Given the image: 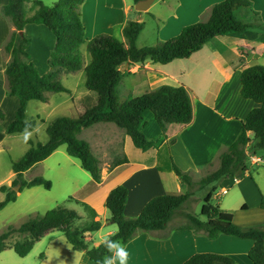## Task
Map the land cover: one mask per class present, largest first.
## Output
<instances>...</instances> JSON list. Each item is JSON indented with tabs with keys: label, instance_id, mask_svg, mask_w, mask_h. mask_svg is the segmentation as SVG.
Wrapping results in <instances>:
<instances>
[{
	"label": "crops",
	"instance_id": "1",
	"mask_svg": "<svg viewBox=\"0 0 264 264\" xmlns=\"http://www.w3.org/2000/svg\"><path fill=\"white\" fill-rule=\"evenodd\" d=\"M8 1L0 0V111L3 114L0 118V152L3 150L1 148L3 139L9 135L21 136L22 133L10 134L7 130L20 107V98L12 97L9 93L6 75L7 64L11 56L6 52L5 45L16 31L11 18L6 16L2 10ZM220 1L223 0H154L148 11H138L134 0H85L82 5V21L87 40L106 33L124 42L126 41L125 25L129 21L144 22L145 27L137 39V45L143 47L178 35L186 25L208 20L212 6ZM251 1L253 9L259 12V15L253 16L251 11L247 12L246 20L262 23L261 26L250 27L242 32L233 31L218 35L189 58L175 59L167 64L150 61L127 63L128 67L123 71L119 86L121 101L142 95L162 85H185L190 91L194 107V118L190 124H168L166 133H164L154 113L150 110L146 111L141 130L150 140L154 141V146L146 151L135 146L125 129L113 122L95 123L83 128L78 134L80 139L89 142L102 168V181L98 183L91 176V179L83 186L85 193L82 196L85 202L96 210L95 219L102 222L98 231L106 226V231L100 235L110 236L118 229L117 224L111 220L110 210L106 207L107 197L113 188L118 185H125L128 188L129 197L125 215L128 218L137 217L153 197L188 191V185L183 183L176 174L173 162L181 170L189 172L191 176L201 172L202 169L217 170L220 165L221 152L235 142L242 132L243 121L258 104L242 96L241 72L244 68L252 66V61H257L264 52V0ZM149 22H155L157 34L154 39L150 38L149 44L146 45V42L142 43L140 40H147L145 32ZM23 33L30 39L27 48L29 60L37 66L42 75L47 74L51 70L49 59L56 44L54 33L42 23L26 24ZM84 48H87V43L81 46L85 59ZM90 62L91 58L84 60L85 66ZM75 72H80V75L82 74L81 83H86L85 67ZM75 72L62 71L60 77L72 75ZM123 87L124 99L121 98ZM46 95L48 100L42 102L49 101L50 97ZM71 101L74 104L83 105L81 114L96 104V92L82 89L79 96L71 95ZM64 102L66 101L60 100L58 105ZM6 103L10 107L8 112ZM26 119L28 120L27 111ZM35 121L36 131L33 138L43 143L47 142L49 137L45 141L38 139L40 129L45 122ZM248 134L255 140L252 132ZM63 145L66 146L67 151V145ZM63 145L47 159L57 154ZM29 147L30 145L24 150L23 155ZM124 157L128 158V162L110 169L113 161ZM36 166L37 163L28 169L24 173L25 177ZM244 171L242 176L233 174L224 177L225 179L222 178L223 186L220 194H216L217 198L228 194L229 188L236 187L234 191L236 202L229 203L228 206L221 202L219 206L231 212L234 216V223L240 227H262L264 226V208H262L264 169L254 174L248 168ZM14 178V171H10L7 180H4L6 183L0 181V187L3 184H11ZM243 182H245L244 185H241ZM39 186L42 185L24 188L18 193L17 199L23 192L36 190ZM3 193L6 194V192ZM214 195L215 191L212 198H215ZM250 199H254L252 205L263 211V214L259 216L260 220H254L245 214L249 210ZM235 211H241V214L236 216ZM179 214L176 210L164 230L155 232L138 230L132 239L125 243L129 252V264H183L192 255L202 252L225 254L235 259L238 264H254L249 257V251L255 243L254 240L227 234H220L211 239L204 230L196 232L194 229L185 228L186 223L180 225L174 223L177 215L180 216ZM199 218L204 221L207 219ZM92 219L93 217L90 216L89 221ZM53 231L55 230L46 233L43 238ZM87 239L94 242L93 232L87 234ZM94 244H100L99 240H95ZM57 247L52 252L53 255L51 250H48L37 264H95L85 252L74 250L68 241L67 244L63 242ZM2 253L3 251L0 252ZM51 256L52 259L54 258L53 261H51Z\"/></svg>",
	"mask_w": 264,
	"mask_h": 264
},
{
	"label": "trees",
	"instance_id": "2",
	"mask_svg": "<svg viewBox=\"0 0 264 264\" xmlns=\"http://www.w3.org/2000/svg\"><path fill=\"white\" fill-rule=\"evenodd\" d=\"M84 1L59 0L49 6L35 0L28 7L29 0H9L3 6L4 14L11 18L16 27V31L5 45L6 52L11 56L6 68L9 93L20 98V107L15 119L8 125V133L22 132L25 122L35 128L36 121L26 119L30 100L47 101V92H70L60 79L62 71L75 72L85 67V85L89 90L96 92V104L77 117L61 116L51 121L47 126L49 137L47 142L29 140L30 147L23 157L12 161L15 178L11 185L3 184L0 187L1 191L6 192L5 200L0 201V210L10 202L16 201L18 193L24 188L38 185L46 189L52 188L50 180L36 176L28 181L24 178V173L36 163L48 158L63 144L67 145L68 154L80 159L82 168L100 183L103 178L100 160L92 151L89 142L78 136L83 128L95 123L113 122L125 129L135 146L146 151L154 146V141L141 130L146 111L150 110L154 113L164 133L168 124L187 125L193 121V102L190 91L185 85L166 84L121 101L119 91L123 74L121 67L127 63L150 61L167 64L175 59L189 58L218 35L233 31L242 32L250 27L262 25L254 20L251 22L246 20L247 12L251 11L253 16L259 15V12L253 9L251 0H223L212 6L208 20L186 25L178 35L165 41L159 40L154 45L143 47L137 45L138 36L145 26L144 22L138 21H129L125 25V42L106 33L87 40L82 21ZM138 1L140 0H134L135 3ZM29 23L45 24L56 37V44L49 59L51 70L47 74L42 75L37 66L29 60L27 48L30 39L23 33L25 25ZM85 43L91 54V62L87 66L81 51V46ZM241 85L242 96L252 99L258 106L248 113L243 121L242 132L235 142L221 152L218 169L202 178L201 185L233 175L238 168L241 170L247 168L246 150L253 141L249 132H252L255 138L251 151L264 150V65L255 64L244 68L241 72ZM2 117L0 111V118ZM125 162H128L127 157L115 160L110 169ZM173 167L182 182L190 187L192 185L190 173L181 170L175 162ZM16 186L20 187L19 191L15 190ZM214 190L215 188L205 196L201 210V214L207 219L204 221L195 215H190V225H186L185 228L194 229L196 232L204 230L211 239L220 234L252 239L255 243L249 251V257L254 264H264V226L243 228L236 225L231 212L210 202ZM190 196L191 193L187 191L153 197L137 217L128 218L125 215V208L129 190L125 185L116 186L110 191L106 200V207L111 212V220L118 226V232L110 237L127 243L138 230L155 232L166 229L175 211ZM83 204L93 219L79 226L75 222L81 219V215L76 210L65 207L50 209L43 215L28 219L20 226H8L0 233V252L12 248L19 256L25 257L46 233L59 230L64 233L74 250L85 252L97 264V261L108 253L102 244L95 245L88 240L87 234L98 231L102 222L95 219L97 212L92 206L85 202ZM262 208H264V200ZM16 234L22 235L23 238L13 241ZM183 264L238 263L225 254L202 252L192 255Z\"/></svg>",
	"mask_w": 264,
	"mask_h": 264
},
{
	"label": "rangeland",
	"instance_id": "3",
	"mask_svg": "<svg viewBox=\"0 0 264 264\" xmlns=\"http://www.w3.org/2000/svg\"><path fill=\"white\" fill-rule=\"evenodd\" d=\"M32 1L35 0H29L28 7L31 6ZM39 1H42L46 5L52 6L59 0ZM156 34L157 25L155 22H149L145 32L147 40L140 41L142 43L146 42L147 45L149 44L148 42H150V38L154 39ZM84 51H86L84 52L86 54V58L84 60H89L91 58L90 52L87 50V48H84ZM253 63L264 65V52L260 57H258L257 61H252L251 64L253 65ZM81 75L80 72H75L72 75L60 77L62 83L70 89V92H47L48 96L50 97L48 102L45 103L40 100H31L28 103V120H37L39 122L40 120H43L41 122H45V125L40 129V135L38 136L39 140H47L48 134L47 130L45 131V128L55 118L60 116L77 117L83 110V105H78L77 103L74 104L71 101L72 94L79 96L82 89L89 91L85 86V82H83V84L81 83ZM92 94L94 95V93ZM124 96L123 87L121 98L124 99ZM60 100H65L66 102H64L62 105H58ZM5 106L6 111L8 112L10 107H8L7 103ZM33 140L37 142V140L34 138ZM254 144L255 140L253 139V142L247 147L246 152L247 168L253 174L258 170L264 169L263 165H253L250 160V156L252 154L264 157V150L257 149L256 152L251 151ZM28 145L30 144L25 143L22 137L19 135H9L6 139H3V144L1 146L3 150L0 152V181L7 180L9 172H13L12 161L20 159ZM213 171L215 170L202 169L201 172H197V174L191 176L192 185L190 187L188 186V191L191 193V197L188 202H186L181 208L177 209V214H181H179L180 216L177 215V221L175 220L174 223H177V225H180L181 223L190 225V215H195L197 217L199 216L205 219L206 217L201 214V210L205 202L204 198L213 188H215V198L211 199L210 202L212 204L219 206L222 202L225 206H228L229 203L236 202V197L234 196L236 187L229 188L228 194L223 195L220 198H217L216 196V194L219 195L221 192L223 186L221 181L225 179L224 177L223 179L211 182L207 185H201V179L207 177ZM244 172V170L238 168L235 174L240 176L243 175ZM35 175L42 176L50 180L52 182V188L46 189L44 186H39L36 188V190L25 191L15 202L7 204L2 210H0V233L5 231L10 225L20 226L28 219L37 215H43L48 210L56 207H65L76 210L81 215V219H78L75 222L77 226L89 221L90 214L83 204V202L86 200L83 199L82 196L85 193V191H83V186L86 181L91 179V175L88 171L82 168L79 159L69 156L65 145H63L61 150H59V152L53 157L49 159L46 158L45 160L37 163V166L31 169L27 173L26 177L24 175V178L29 180V178H32ZM3 183H6V181ZM244 183L245 182L241 183V185H244ZM16 187L15 190L19 191L20 188L16 189ZM5 196L6 194L0 190V201L5 200ZM71 197H73V199H71ZM253 200L254 199L249 200V210H247L245 214L249 215L254 220H260L259 216L263 214V211L259 207L252 205L254 204ZM235 213L236 216H238L241 214V211H235ZM105 227L106 226H104L101 231L93 232L94 242L95 240H98V235L106 231ZM43 237L40 241L36 242L32 251L25 257L19 256L12 248L6 249L2 254H0V264H37L40 263L41 259L45 256V253L48 250H51V254L53 255L52 252L58 248L57 245H60L63 242L67 244L64 233L59 230L51 232L46 238ZM22 238V235L16 234L12 240L14 241ZM53 259L51 256V261H53Z\"/></svg>",
	"mask_w": 264,
	"mask_h": 264
},
{
	"label": "clouds",
	"instance_id": "4",
	"mask_svg": "<svg viewBox=\"0 0 264 264\" xmlns=\"http://www.w3.org/2000/svg\"><path fill=\"white\" fill-rule=\"evenodd\" d=\"M35 131L36 129L33 128L30 123L25 122V127L20 134L23 141L27 143L29 140H31ZM115 234L116 233H113V235ZM98 240L99 243L104 246L108 254L101 257V259L97 261V264H129V252L124 241L112 239L106 234L98 235Z\"/></svg>",
	"mask_w": 264,
	"mask_h": 264
},
{
	"label": "water",
	"instance_id": "5",
	"mask_svg": "<svg viewBox=\"0 0 264 264\" xmlns=\"http://www.w3.org/2000/svg\"><path fill=\"white\" fill-rule=\"evenodd\" d=\"M153 2L154 0H140L136 2L135 8L138 11H148ZM127 67L128 65L126 64L123 67H121V70L124 71ZM19 188H20L19 186L16 187V189H19Z\"/></svg>",
	"mask_w": 264,
	"mask_h": 264
},
{
	"label": "built area",
	"instance_id": "6",
	"mask_svg": "<svg viewBox=\"0 0 264 264\" xmlns=\"http://www.w3.org/2000/svg\"><path fill=\"white\" fill-rule=\"evenodd\" d=\"M250 160L253 165H260V166L264 165V157H260L255 154H252L250 156Z\"/></svg>",
	"mask_w": 264,
	"mask_h": 264
}]
</instances>
